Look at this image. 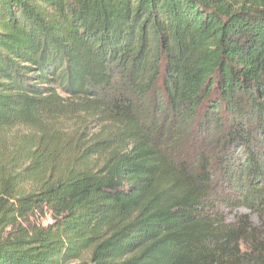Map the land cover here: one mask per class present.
<instances>
[{"label":"trees","instance_id":"16d2710c","mask_svg":"<svg viewBox=\"0 0 264 264\" xmlns=\"http://www.w3.org/2000/svg\"><path fill=\"white\" fill-rule=\"evenodd\" d=\"M0 264H264V0H0Z\"/></svg>","mask_w":264,"mask_h":264},{"label":"rangeland","instance_id":"374dc122","mask_svg":"<svg viewBox=\"0 0 264 264\" xmlns=\"http://www.w3.org/2000/svg\"><path fill=\"white\" fill-rule=\"evenodd\" d=\"M18 132H23L22 130H15L11 133L12 134H16ZM227 189V188H225ZM221 210L224 213V216L226 218V220L228 222H233L237 216L241 215V214H249V212L243 208H241L239 206V204L236 201L230 202V204H223L221 207ZM252 221L256 226H260V221L259 219L255 216L252 215ZM36 222H40L43 225L47 226L50 223H52V218L51 215L49 213H46L43 217L38 216V217H34V219H32Z\"/></svg>","mask_w":264,"mask_h":264}]
</instances>
